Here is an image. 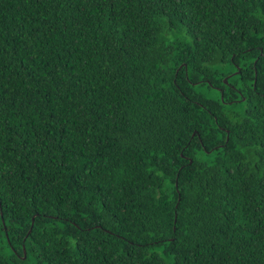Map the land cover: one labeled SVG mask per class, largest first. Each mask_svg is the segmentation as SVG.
<instances>
[{"label": "trees", "instance_id": "1", "mask_svg": "<svg viewBox=\"0 0 264 264\" xmlns=\"http://www.w3.org/2000/svg\"><path fill=\"white\" fill-rule=\"evenodd\" d=\"M0 264H264V0H0Z\"/></svg>", "mask_w": 264, "mask_h": 264}, {"label": "water", "instance_id": "2", "mask_svg": "<svg viewBox=\"0 0 264 264\" xmlns=\"http://www.w3.org/2000/svg\"><path fill=\"white\" fill-rule=\"evenodd\" d=\"M226 82H228V81L226 80ZM194 135H195V133H194ZM194 135H193V137H194ZM33 225H34V219H33ZM25 257H26V254H25Z\"/></svg>", "mask_w": 264, "mask_h": 264}]
</instances>
